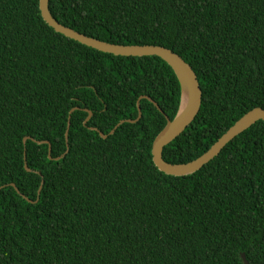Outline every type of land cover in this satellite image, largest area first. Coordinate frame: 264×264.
<instances>
[{"label":"trees","instance_id":"16d2710c","mask_svg":"<svg viewBox=\"0 0 264 264\" xmlns=\"http://www.w3.org/2000/svg\"><path fill=\"white\" fill-rule=\"evenodd\" d=\"M50 10L89 37L166 47L193 67L202 108L165 147L171 164L264 109V0H50ZM139 101V122L107 139L91 130L137 120ZM180 102L161 58L103 53L55 32L40 0H0V264H244L242 253L264 264V122L195 174L170 176L152 149ZM27 137L48 141L52 159Z\"/></svg>","mask_w":264,"mask_h":264},{"label":"water","instance_id":"95a60500","mask_svg":"<svg viewBox=\"0 0 264 264\" xmlns=\"http://www.w3.org/2000/svg\"><path fill=\"white\" fill-rule=\"evenodd\" d=\"M40 11L44 21L55 30V32L64 35L65 37L77 41L87 47L93 48L95 50L101 51L103 53L112 54L115 56L122 57H146V56H155L164 60L175 72L181 86V102L179 111L174 118L171 120L168 116L167 125L161 131V133L157 136L153 143L152 155L153 162L159 171L176 177H183L193 175L196 172L200 171L205 165L209 164L215 158H217L222 151L226 148V146L234 141L238 136L243 134L245 131L254 126L257 122H264V109L263 108H254L245 114L241 119H239L206 153L200 156L198 159L186 163V164H171L164 159L163 153L165 147L171 144L174 140L180 137L189 126L195 121L197 116L199 115L202 103H203V91L201 88V84L199 82V78L194 71L193 67L188 64L179 54L175 53L173 50L168 49L162 46L155 45H119V44H111L108 42H104L93 37H89L85 34H82L72 28L64 26L61 24L55 17L52 15L50 10V0H40ZM142 99H148L152 102L158 110L164 114L163 110L159 107V105L150 97L142 96ZM138 102L139 109V117L137 120H122L111 132L109 135L99 131L97 128H91L93 131L99 132L101 138L107 139L109 136L114 135L117 129L125 123H137L142 118V107ZM78 108H75L71 111V114L74 113ZM89 113L88 118L85 121V125L91 120L92 112L87 110ZM71 127V122H69L68 130L66 133L67 143L69 141V131ZM28 140H33L38 144H49L48 141L39 142L30 137L24 139V144L26 145ZM51 146L49 147V157H51ZM69 153V146L65 154L56 160L59 161L65 158ZM26 160V157H25ZM26 170L28 172H32V170L28 167L26 162L25 164ZM44 182H42L41 187L38 192V200L41 195L43 189ZM12 186L17 190L15 184ZM4 188V187H2ZM1 188V189H2ZM29 203H34L30 199L24 197ZM242 260L244 264H250L247 260L246 254H241Z\"/></svg>","mask_w":264,"mask_h":264}]
</instances>
